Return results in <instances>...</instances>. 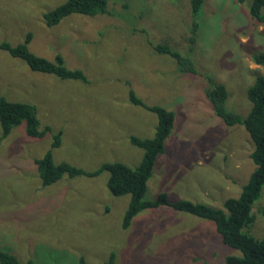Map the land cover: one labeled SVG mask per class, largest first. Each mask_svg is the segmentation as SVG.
Here are the masks:
<instances>
[{
	"label": "rangeland",
	"instance_id": "obj_1",
	"mask_svg": "<svg viewBox=\"0 0 264 264\" xmlns=\"http://www.w3.org/2000/svg\"><path fill=\"white\" fill-rule=\"evenodd\" d=\"M64 1L0 0V95L35 104L41 128H51L33 137L21 124L1 142L0 248L36 264H79L81 257L103 264L113 252L115 264H225L226 255L240 252L224 243L213 221L163 205L143 209L124 227L130 194L110 190L109 172L65 175L45 185L36 159L61 130L55 163L86 170L109 161L138 164L143 150L130 135L153 136L158 117L132 103L134 91L146 104L175 112L146 198L166 191L171 200L226 209L224 201L239 196L255 168L253 144L243 125H227L215 114L205 88L210 76L226 85L228 109L249 110L247 89L264 74L252 59L264 50V24L250 13L253 0H205L194 43L191 0H108L110 14L72 13L48 26L44 14ZM28 34L32 52L50 60L61 55L88 81L33 70L1 47L24 43ZM159 44L190 56L197 73L157 51ZM255 204L249 232L262 238L264 187Z\"/></svg>",
	"mask_w": 264,
	"mask_h": 264
},
{
	"label": "trees",
	"instance_id": "obj_2",
	"mask_svg": "<svg viewBox=\"0 0 264 264\" xmlns=\"http://www.w3.org/2000/svg\"><path fill=\"white\" fill-rule=\"evenodd\" d=\"M205 0H191L192 12L197 15ZM264 0H253L250 7L251 15L264 24L262 7ZM72 13L88 15L111 13L108 0H65L62 4L44 14V21L48 26L59 23L64 17ZM197 21V22H196ZM199 29V16H195L191 31L193 43L197 41ZM31 34L26 36L24 43L12 45L4 41L1 47L13 56L21 57L28 62L33 70L56 74L62 78L79 79L88 81L81 69H71L65 64L61 55L54 60L37 55L28 46ZM157 51L169 53L176 57L178 65L185 71L197 73L195 63L190 56H183L177 50L168 45L154 46ZM194 48V46H193ZM256 64L264 65V50L252 54ZM206 96L213 106V110L227 125H243L248 131L253 149L250 157L255 164L247 183L242 186L239 196L228 197L224 201L226 209L210 206L204 202L192 201L188 198L171 200L168 192L162 191L154 199H147L148 182L153 176L159 154L165 151V141L175 123V112L161 105L146 104L134 91H131L132 103L144 106L156 113L158 122L155 134L151 137H139L130 135V142L143 150L140 162L134 166L122 161H109L102 163L94 170H86L82 167L70 164L66 161L55 163L53 160V148L60 146L62 131L53 134L50 149L41 158L36 159L38 171L45 185L60 180L63 176L70 177L87 175L96 176L103 171L109 172L107 182L110 190L116 195L130 194L129 205L123 217V226L128 227L133 218L145 208H154L163 205L175 210L191 213L199 218L213 221L224 243L237 249L240 254H228L225 256V264H264V236L256 238L249 231H254L251 226L255 220L254 207L262 194L264 187V74H258L253 83L247 89V98L250 108L245 114L228 109L226 100L228 90L224 83L208 77ZM25 124L26 133L33 137H42L51 131L49 126L41 128L38 111L35 104L25 101L9 100L0 95V145L15 126ZM264 207L260 209L264 215ZM263 209V210H262ZM259 211V212H260ZM0 264H36L32 259L22 262L16 255L0 248ZM79 264H85L81 257ZM103 264H115V253H111L109 259ZM189 264H210L207 261L193 262Z\"/></svg>",
	"mask_w": 264,
	"mask_h": 264
},
{
	"label": "crops",
	"instance_id": "obj_3",
	"mask_svg": "<svg viewBox=\"0 0 264 264\" xmlns=\"http://www.w3.org/2000/svg\"><path fill=\"white\" fill-rule=\"evenodd\" d=\"M37 171H38V165H37ZM38 174H39V172H38Z\"/></svg>",
	"mask_w": 264,
	"mask_h": 264
}]
</instances>
